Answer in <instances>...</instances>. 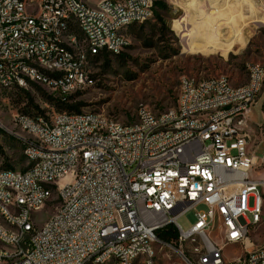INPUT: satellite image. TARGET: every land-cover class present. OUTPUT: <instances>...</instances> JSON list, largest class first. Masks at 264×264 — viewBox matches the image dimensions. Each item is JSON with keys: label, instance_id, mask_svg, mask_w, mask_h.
<instances>
[{"label": "built area", "instance_id": "obj_1", "mask_svg": "<svg viewBox=\"0 0 264 264\" xmlns=\"http://www.w3.org/2000/svg\"><path fill=\"white\" fill-rule=\"evenodd\" d=\"M154 1L100 0L97 10H90L77 0H0L3 86L12 90L32 84L17 69L18 61L29 62L26 52H35L44 62L43 74L33 76L47 78L58 88L73 86L69 67H76L78 79H83L91 66L85 60L71 63V53L64 49L59 64H65V71L48 69L58 35L66 28L87 27L93 46H102V53L93 55H120L124 32L119 42L110 43L111 30L122 20L149 21ZM54 19H61V28L53 27ZM15 28L33 35V42L22 44ZM247 66L254 72V86L248 89L232 86L225 77H182L175 108L156 114L140 104L130 124L92 119L90 112L39 114V124L15 115L16 122L34 131L36 141L24 149L29 174L9 170L0 176V258L5 264H129V257H138V262L157 264L156 233L173 226L177 243L191 248L195 264H264V245L255 242L260 229L251 228L256 217H263L264 226V179L253 184L254 169L262 160L251 152L248 127L264 89V68ZM52 73H59L60 81H50ZM72 95L51 97L66 103ZM218 102H226L224 112H217ZM93 144L104 145V153H90ZM78 146H86L85 169L68 177ZM36 154H45L47 164L37 162ZM82 179H89V187H82ZM38 181L55 184L66 211L33 233L21 256H13L17 232L31 231L34 205L46 195L38 190ZM7 184L27 192L30 209L4 211V204H11L8 192H13ZM231 187H238V196H231ZM198 206L205 210L196 212L195 223L183 232L178 217ZM221 223H229V234H222ZM230 241L242 242L244 259H224Z\"/></svg>", "mask_w": 264, "mask_h": 264}, {"label": "rangeland", "instance_id": "obj_2", "mask_svg": "<svg viewBox=\"0 0 264 264\" xmlns=\"http://www.w3.org/2000/svg\"><path fill=\"white\" fill-rule=\"evenodd\" d=\"M95 6L100 0H81ZM152 18L131 25L125 32L128 45L123 58L92 60L93 82L74 93L66 103H57L49 91L32 83L26 89H0V169L24 172L28 136L12 124L16 114L30 115L94 112L121 124L136 120L140 104L158 114L173 109L182 77L212 79L225 77L234 87L248 80L247 65L264 68V0H155ZM157 14L161 22L155 18ZM244 27L243 30L240 29ZM251 132V152L257 161L253 180L264 179V95L256 104ZM262 181V180H258ZM53 197L50 202L56 201ZM48 205V206H46ZM33 213V225L43 226L55 212L46 204ZM252 203L250 202V207ZM198 206L181 214L177 225L187 232L195 223ZM255 229L256 244L264 245V226ZM157 264H195L189 246L178 243L153 244ZM225 260L239 258L242 248L228 245Z\"/></svg>", "mask_w": 264, "mask_h": 264}, {"label": "bare ground", "instance_id": "obj_3", "mask_svg": "<svg viewBox=\"0 0 264 264\" xmlns=\"http://www.w3.org/2000/svg\"><path fill=\"white\" fill-rule=\"evenodd\" d=\"M241 1V0H240ZM36 2H43V0H36ZM78 5H87L81 0H77ZM90 10H97V4L95 6H90ZM145 20H122L117 23L115 29L110 32V43L119 42L120 34L128 26L135 24H143ZM54 28H61V19L53 20ZM15 36H22V44H31L33 42V35L23 34V28H15ZM78 40L82 48H78ZM128 45V40L122 34V43L119 44V51H124ZM90 47H93V53L90 52ZM68 49L71 53V63L82 64L85 60L87 66H91L92 60L101 54L102 46H93L92 34H88L87 27H71L66 28L65 33H60L58 35V43H55V49L51 53L50 61H48V69H55V71H65V64H59L61 58V51ZM118 55H112V57ZM26 60L28 61H18L17 69H19V75H25V81H30V83L37 84L47 91L50 92L52 96H70L74 94V89H83L88 87L91 82H93L92 69L89 73H86V77L83 79H78V73H76V67H69L68 79L69 83H73V86L60 85V88L55 86V83L48 82L47 78L33 76L42 75L44 69V62L42 59L38 58L35 52H26ZM28 69V71H26ZM248 80L244 85L240 86V89H248L254 86V72H249V67L247 66ZM50 81H60L59 73L50 74ZM10 86H3V80L0 79V89H9ZM58 100V99H56ZM63 103V101H61ZM177 106V102H176ZM226 109V102H218L217 112H224ZM65 113V112H62ZM72 114V113H66ZM17 116L23 117V122H32V124H39V115L27 116L24 114H16ZM92 119L107 118L102 114H97L90 112ZM109 123L119 124L114 120L109 119ZM12 124L20 132L28 136L27 143H32L36 141V134L34 131L29 130L26 126L21 125L19 122L15 121V116L13 117ZM90 153H104V145L93 144L90 146ZM24 156L26 161L29 162L27 152L24 151ZM85 155L86 146H78L73 150L74 164H69L68 177H76L78 172H84L85 169ZM36 161L40 164H47V156L45 154H36ZM9 172L6 169H0V176H4ZM20 174H29V167L24 172ZM253 184H262V181L253 180ZM82 187H89V179H82ZM38 190L46 191V195L41 196V201H36L33 213L40 211V209L49 204L53 197H56L55 212L51 215L49 220L40 228H37L31 224V231L17 232L15 237V245L13 247V256H21V249L25 248V241L33 238V233H39L40 229L44 228L48 223L55 222V216L65 213L66 211V200L64 198H59V191H57L55 184H49V181H38ZM8 201L11 204H4V211H10V214H20L22 209H30V202L27 201V192L22 188H15V184H7ZM231 196H238V187H231ZM16 197L19 201H16ZM263 217H256L251 221V228L255 229L261 225ZM222 234H229V223H221ZM228 245H239L242 248V242L230 241ZM243 254L237 259H244L245 249H242ZM0 252H4V244H0ZM0 264H5V259L0 258ZM102 264H110V260H102ZM129 264H148V260H139L138 257H129Z\"/></svg>", "mask_w": 264, "mask_h": 264}, {"label": "trees", "instance_id": "obj_4", "mask_svg": "<svg viewBox=\"0 0 264 264\" xmlns=\"http://www.w3.org/2000/svg\"><path fill=\"white\" fill-rule=\"evenodd\" d=\"M160 4L158 2H154V6H159ZM155 18L157 19L158 22H161L162 20L160 19V17L155 14ZM115 58H123V54L121 53L120 55L118 56H114ZM98 58H101V56H98L96 58L93 59V61L95 59H98ZM107 56H104L102 57L101 59H104L106 64H107ZM41 87V86H40ZM70 99V97L68 98V100ZM54 101H56L57 103H62L61 101H58L56 99H53ZM64 103V102H63ZM69 109L70 110H74V112H65V113H72V114H77V113H80L78 111V109L76 107H71L69 106ZM61 113V112H60ZM21 114H24V113H21ZM24 115H27V116H34V115H30V114H24ZM156 237L158 239V241L160 243H163V244H168V245H172V244H176L177 243V231L176 229L173 227V226H167L161 230H159L157 233H156Z\"/></svg>", "mask_w": 264, "mask_h": 264}, {"label": "crops", "instance_id": "obj_5", "mask_svg": "<svg viewBox=\"0 0 264 264\" xmlns=\"http://www.w3.org/2000/svg\"><path fill=\"white\" fill-rule=\"evenodd\" d=\"M132 26H133V25H132ZM129 27H130V26H129ZM129 27L125 28V29L122 31V33L124 32L123 35H124L125 37H126L125 32L127 31V29H128ZM243 28H244V27H241L240 29L243 30ZM261 95H264V89H263ZM256 114H257V113H256V107H255V108L252 109V111H251V113H250V116H249V124H248V127H249V129H250V133L252 132V128H253V126H254L253 122L255 121V116H256ZM258 180H262V179H258Z\"/></svg>", "mask_w": 264, "mask_h": 264}]
</instances>
